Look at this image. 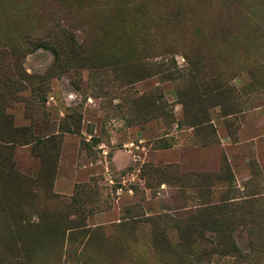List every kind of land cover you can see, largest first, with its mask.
Masks as SVG:
<instances>
[{
  "label": "rangeland",
  "instance_id": "obj_1",
  "mask_svg": "<svg viewBox=\"0 0 264 264\" xmlns=\"http://www.w3.org/2000/svg\"><path fill=\"white\" fill-rule=\"evenodd\" d=\"M4 144L0 264H264V0H0Z\"/></svg>",
  "mask_w": 264,
  "mask_h": 264
},
{
  "label": "trees",
  "instance_id": "obj_2",
  "mask_svg": "<svg viewBox=\"0 0 264 264\" xmlns=\"http://www.w3.org/2000/svg\"><path fill=\"white\" fill-rule=\"evenodd\" d=\"M21 132V130H18L16 128H12L10 129V127L8 128V131L4 132V135H9V133L11 134L12 132ZM8 142V141H5ZM0 149L4 152H6L8 155L10 153V146L9 144H4L0 146ZM0 168L2 169V171H4L6 173V175L2 178L3 182L6 181H11V179H16V181H18V179L21 177V175L16 172L14 170V168L12 167V163L10 162V160L6 157L4 159L3 162L0 163Z\"/></svg>",
  "mask_w": 264,
  "mask_h": 264
}]
</instances>
